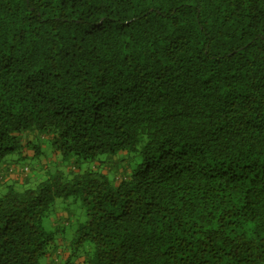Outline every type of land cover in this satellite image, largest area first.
<instances>
[{
	"label": "trees",
	"instance_id": "obj_1",
	"mask_svg": "<svg viewBox=\"0 0 264 264\" xmlns=\"http://www.w3.org/2000/svg\"><path fill=\"white\" fill-rule=\"evenodd\" d=\"M0 162V264H264V0H0Z\"/></svg>",
	"mask_w": 264,
	"mask_h": 264
},
{
	"label": "rangeland",
	"instance_id": "obj_2",
	"mask_svg": "<svg viewBox=\"0 0 264 264\" xmlns=\"http://www.w3.org/2000/svg\"><path fill=\"white\" fill-rule=\"evenodd\" d=\"M5 162H0V167L4 165ZM0 191H5L3 188L0 189ZM67 204V208L64 211L66 215H70L69 219L70 220V224L69 226H66V232L62 234H64V238L67 239V241L69 242L73 233V230L76 229V227L85 221L86 219V213L83 209H81V207L79 206V204ZM61 207H64V204L61 205ZM64 221V220H63ZM60 221H58L57 224H54V222L52 220L50 221H46V227L49 229H54Z\"/></svg>",
	"mask_w": 264,
	"mask_h": 264
},
{
	"label": "crops",
	"instance_id": "obj_3",
	"mask_svg": "<svg viewBox=\"0 0 264 264\" xmlns=\"http://www.w3.org/2000/svg\"><path fill=\"white\" fill-rule=\"evenodd\" d=\"M17 172L27 174L29 172V168L19 169L17 166H10V163H4V165L0 167V175H6V178L10 181L14 180V178H18V175L20 176V174Z\"/></svg>",
	"mask_w": 264,
	"mask_h": 264
}]
</instances>
